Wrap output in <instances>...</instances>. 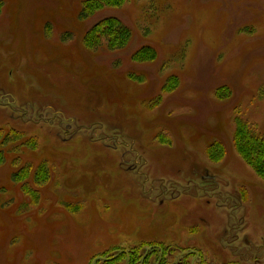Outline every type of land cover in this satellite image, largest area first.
<instances>
[{
  "label": "rangeland",
  "instance_id": "1",
  "mask_svg": "<svg viewBox=\"0 0 264 264\" xmlns=\"http://www.w3.org/2000/svg\"><path fill=\"white\" fill-rule=\"evenodd\" d=\"M3 3L0 129L28 143L3 147L0 264H93L121 250L129 256L96 264H212L213 211L142 194L193 168L238 188L246 231L264 236V172L236 145L239 119L264 136V0H123L89 19L81 0ZM109 16L130 37L84 46ZM136 159L150 178L130 168ZM156 244L206 256L162 260L146 253Z\"/></svg>",
  "mask_w": 264,
  "mask_h": 264
},
{
  "label": "flooded vegetation",
  "instance_id": "2",
  "mask_svg": "<svg viewBox=\"0 0 264 264\" xmlns=\"http://www.w3.org/2000/svg\"><path fill=\"white\" fill-rule=\"evenodd\" d=\"M68 129V128H67ZM106 140H113L112 138H105ZM119 139L115 138L114 143ZM143 160H132L130 168L136 174H140V169L143 168ZM141 167V168H140ZM147 178L150 176L143 173ZM221 175L218 173H211L208 169L198 170L193 168L191 174L188 176H178L174 178H154L152 184L145 187L143 184V196L149 200H159L160 203L171 201L177 202L182 197H191L197 201L198 205L205 209L212 210L213 214H207L214 218V224L219 229L216 233L218 248H214L210 253L213 255L212 264H264V236L260 238H253L247 232V218L243 207V193L234 190L231 185L221 183ZM149 191V192H148ZM220 209H226V212H221L225 215V220H220ZM198 218L201 222L210 227L213 223L208 218L199 213ZM224 221V222H223ZM153 251L159 252L162 260L167 257L180 256L183 258L187 255H192L202 262L206 255L205 249L200 246L198 249L182 250L180 247H173L167 244L153 245ZM207 250V249H206ZM178 264H183L182 261Z\"/></svg>",
  "mask_w": 264,
  "mask_h": 264
},
{
  "label": "trees",
  "instance_id": "3",
  "mask_svg": "<svg viewBox=\"0 0 264 264\" xmlns=\"http://www.w3.org/2000/svg\"><path fill=\"white\" fill-rule=\"evenodd\" d=\"M81 8L79 11V16L81 19H89L105 7H120L123 5V0H81ZM4 6L3 0H0V9ZM101 28L100 37H96L93 32ZM101 36H106L109 48L121 47L125 41L130 37V30L120 19L117 17L109 16L103 20L98 21L94 24L90 30L84 35V46H96ZM239 123L240 129L236 135V145L237 149L245 158L254 164V167L260 171L264 172V136L253 130L250 132H242V123H245L242 119L237 121ZM242 122V123H241ZM246 124V123H245ZM242 126V127H241ZM26 134L17 131H11L10 133L4 134L0 129V164L5 161V151L4 146L8 144H23L26 145L28 140H24ZM29 169V168H25ZM21 171H16L12 174V178L15 179L19 177ZM28 173V172H26ZM123 254L112 260V263L119 261L118 259L122 257Z\"/></svg>",
  "mask_w": 264,
  "mask_h": 264
},
{
  "label": "water",
  "instance_id": "4",
  "mask_svg": "<svg viewBox=\"0 0 264 264\" xmlns=\"http://www.w3.org/2000/svg\"><path fill=\"white\" fill-rule=\"evenodd\" d=\"M152 248H153V246L150 247L148 250H146V253H148L149 250L152 249ZM124 253L128 254L127 251H122V250H121L120 252H118V254H117L116 256L111 257V258H107V257H103V256L97 257V258L94 259L93 264H96V262H97L98 260L112 261V260H114L116 257H118V256H120L121 254H124ZM128 256H129V254H128ZM128 258H129V257H128ZM128 264H129V263H128Z\"/></svg>",
  "mask_w": 264,
  "mask_h": 264
},
{
  "label": "bare ground",
  "instance_id": "5",
  "mask_svg": "<svg viewBox=\"0 0 264 264\" xmlns=\"http://www.w3.org/2000/svg\"><path fill=\"white\" fill-rule=\"evenodd\" d=\"M105 190H107V188H105ZM108 191V190H107ZM109 193V192H108Z\"/></svg>",
  "mask_w": 264,
  "mask_h": 264
}]
</instances>
